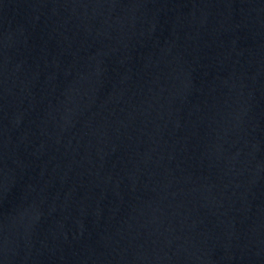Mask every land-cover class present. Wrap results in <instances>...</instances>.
<instances>
[{"label": "water", "instance_id": "95a60500", "mask_svg": "<svg viewBox=\"0 0 264 264\" xmlns=\"http://www.w3.org/2000/svg\"><path fill=\"white\" fill-rule=\"evenodd\" d=\"M0 264H264V0H0Z\"/></svg>", "mask_w": 264, "mask_h": 264}]
</instances>
